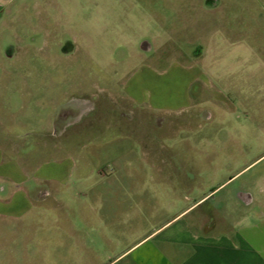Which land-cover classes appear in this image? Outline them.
<instances>
[{
	"label": "rangeland",
	"instance_id": "obj_1",
	"mask_svg": "<svg viewBox=\"0 0 264 264\" xmlns=\"http://www.w3.org/2000/svg\"><path fill=\"white\" fill-rule=\"evenodd\" d=\"M234 38L242 58L246 47L262 48L264 0H218L215 6L205 0H12L3 8L0 59L8 74L0 69V77L13 79L9 100L23 103L30 115L15 120L27 123L16 126L40 128L47 122L43 118L51 117L53 127L61 104L84 97L94 103V110L70 127L68 137L78 135L85 143L81 131L93 129L99 137L95 145L88 141L84 156L72 151L78 163L88 162L63 186V204L87 207L93 225L112 239L101 245L95 262L87 261L82 247L69 244L64 227L57 231L61 240L45 251L36 245L31 250L52 264H103L109 250L119 251L179 211L184 201L178 195L197 189L188 191V180L200 182L201 192L214 175L236 174L230 191L241 185L258 189L257 180L264 177V62L251 56L250 68L232 64ZM71 39L76 49L64 53ZM145 40L150 50L141 47ZM8 46L15 50L11 58L4 56ZM199 48L205 61L185 69L192 64L188 55ZM198 70L194 103L169 111L160 127L154 113L137 105L132 119L116 108L115 101L123 105L129 79L138 89L177 96ZM23 80L30 85L24 87ZM180 102L176 98L173 105ZM212 212L198 221L219 215ZM57 217L64 224L70 215Z\"/></svg>",
	"mask_w": 264,
	"mask_h": 264
},
{
	"label": "crops",
	"instance_id": "obj_2",
	"mask_svg": "<svg viewBox=\"0 0 264 264\" xmlns=\"http://www.w3.org/2000/svg\"><path fill=\"white\" fill-rule=\"evenodd\" d=\"M11 1L0 0V13ZM239 43V39L234 38L236 50L231 55L235 61L232 64L246 63L250 68L251 56H259L264 62V45L258 49L256 46L246 47L242 58L238 52ZM205 54L203 51L197 55L189 54L192 64L183 67L193 70L196 62L205 61ZM4 56L11 58L14 55L5 51ZM147 68L156 73L151 66ZM0 69L8 74V68L1 59ZM200 73L201 70L194 71L189 76L182 95L176 96L171 90L159 95L144 86L138 89L136 83H129V79L125 84L124 97L119 96L124 98L123 107L137 105L155 116L165 115L172 109L183 110L195 99L192 88L199 81ZM22 83L24 87L30 85L26 80ZM14 86L13 79L0 77V264H52L39 250H31L30 246H40L45 251L47 246L61 240L58 236L61 233L57 231L63 227L68 243L82 247L87 261L95 262L101 245L106 242L109 245L112 239L93 225L85 214L87 207L65 206L63 198L67 192L62 189L74 172L88 162L84 159L78 163L72 151L77 150V156H84V149L91 145V140L93 143L99 137V133L93 129L79 132V135H87L86 143L78 140V135L68 137L70 128L58 127L57 114L53 127L50 125L51 117H44L47 122L40 128L28 130L17 127V124L27 123L15 120L30 115L23 109V103L9 100L10 93L15 92ZM109 94L117 100L114 94ZM176 98L181 102L174 106ZM180 125L185 126L183 123ZM147 141L142 138L140 142L146 145ZM63 153L71 156L64 158ZM235 175L223 179L214 175L207 180L211 182L208 190L200 188L201 192H197L199 186L202 187L200 182L195 186L188 180L187 190L197 189L193 194H177L184 201L179 211L153 225L119 251L111 253L109 250L103 264H264V177L257 180L255 192L244 185L230 191L228 188ZM238 188L252 194L250 204L240 199ZM40 189L44 192H39ZM89 209L92 213L98 212L97 208ZM211 210L219 215L211 220L198 221L202 214ZM60 214L70 215L66 223H59L57 215ZM51 215L56 217L53 219ZM103 221L105 223V218Z\"/></svg>",
	"mask_w": 264,
	"mask_h": 264
},
{
	"label": "flooded vegetation",
	"instance_id": "obj_3",
	"mask_svg": "<svg viewBox=\"0 0 264 264\" xmlns=\"http://www.w3.org/2000/svg\"><path fill=\"white\" fill-rule=\"evenodd\" d=\"M206 4L208 6H215L218 4V0H205ZM2 17V11L0 13V18ZM67 46H63L64 53L73 52L76 49V43L73 39L69 40ZM6 51L12 52L14 55L15 50L12 46H8ZM202 50L199 48L195 52H192L190 54L197 55ZM116 104V108L119 111L120 115L123 117H128L129 119H132L134 116V109L130 108L125 109L123 105H119L116 101L114 102ZM93 101H91L89 98H79V99H73L72 101L61 104L57 111V125L60 128H70L73 127L77 121L83 117L85 114L90 113V111L94 110ZM167 116L165 115H158L154 117V124L157 126H162L167 121ZM39 192H44V189H40ZM237 192L239 194L240 199H242L243 202L250 204L252 202V194L244 189H237Z\"/></svg>",
	"mask_w": 264,
	"mask_h": 264
},
{
	"label": "water",
	"instance_id": "obj_4",
	"mask_svg": "<svg viewBox=\"0 0 264 264\" xmlns=\"http://www.w3.org/2000/svg\"><path fill=\"white\" fill-rule=\"evenodd\" d=\"M141 47L144 49V50H150L152 45L150 42H148L147 40L143 41L142 44H141Z\"/></svg>",
	"mask_w": 264,
	"mask_h": 264
}]
</instances>
